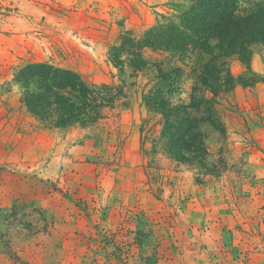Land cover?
<instances>
[{
	"label": "rangeland",
	"instance_id": "1",
	"mask_svg": "<svg viewBox=\"0 0 264 264\" xmlns=\"http://www.w3.org/2000/svg\"><path fill=\"white\" fill-rule=\"evenodd\" d=\"M188 0H0V264H264V48L230 60L214 94L169 49L148 68L117 67L110 48ZM47 61L95 83L126 84L129 105L66 129L40 123L12 81ZM182 65L172 100H216L200 130L208 154L179 161L143 94L157 68ZM205 111L202 115L207 117ZM210 115V114H209Z\"/></svg>",
	"mask_w": 264,
	"mask_h": 264
},
{
	"label": "trees",
	"instance_id": "2",
	"mask_svg": "<svg viewBox=\"0 0 264 264\" xmlns=\"http://www.w3.org/2000/svg\"><path fill=\"white\" fill-rule=\"evenodd\" d=\"M172 17L148 29L142 38L121 35L119 44L110 48V58L123 71L148 68L144 47L169 49L183 66L192 58V74L214 94L233 87L235 77L230 60L238 58L251 67L253 44L264 48V0H188ZM182 65H156L153 85L143 94L147 107L162 115V137L169 152L179 161L201 163L208 154L201 126L217 123L216 100L198 92L189 103L172 100L179 87ZM180 75V76H179ZM12 81L19 85L21 102L41 124L66 129L87 126L102 120L107 109L129 105L126 84L95 83L72 69L47 61H33L20 66ZM208 114L204 117L202 114Z\"/></svg>",
	"mask_w": 264,
	"mask_h": 264
}]
</instances>
